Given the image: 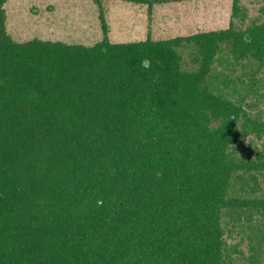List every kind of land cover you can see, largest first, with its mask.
Segmentation results:
<instances>
[{
    "label": "trees",
    "instance_id": "1",
    "mask_svg": "<svg viewBox=\"0 0 264 264\" xmlns=\"http://www.w3.org/2000/svg\"><path fill=\"white\" fill-rule=\"evenodd\" d=\"M240 1L129 43L100 14L84 46L15 42L0 0V264H264V0Z\"/></svg>",
    "mask_w": 264,
    "mask_h": 264
},
{
    "label": "rangeland",
    "instance_id": "2",
    "mask_svg": "<svg viewBox=\"0 0 264 264\" xmlns=\"http://www.w3.org/2000/svg\"><path fill=\"white\" fill-rule=\"evenodd\" d=\"M232 0H179L146 5L118 0H6L5 26L18 43L40 39L92 46L103 39L102 14L111 43L188 36L227 27ZM247 19L262 0H241Z\"/></svg>",
    "mask_w": 264,
    "mask_h": 264
}]
</instances>
